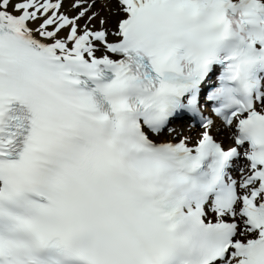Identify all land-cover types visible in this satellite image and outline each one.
Returning a JSON list of instances; mask_svg holds the SVG:
<instances>
[{
    "label": "snow or ice",
    "instance_id": "snow-or-ice-1",
    "mask_svg": "<svg viewBox=\"0 0 264 264\" xmlns=\"http://www.w3.org/2000/svg\"><path fill=\"white\" fill-rule=\"evenodd\" d=\"M0 264H264V0H0Z\"/></svg>",
    "mask_w": 264,
    "mask_h": 264
}]
</instances>
